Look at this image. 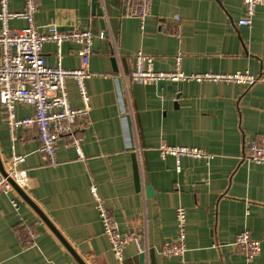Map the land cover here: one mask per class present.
Returning a JSON list of instances; mask_svg holds the SVG:
<instances>
[{"label": "crops", "instance_id": "0c3cea01", "mask_svg": "<svg viewBox=\"0 0 264 264\" xmlns=\"http://www.w3.org/2000/svg\"><path fill=\"white\" fill-rule=\"evenodd\" d=\"M98 2L104 23L93 0H42L35 14L41 31L56 25L61 31L91 29L95 34L86 80L89 118L76 133L85 159L61 138L58 162L50 165L40 151L37 129L12 132L0 103V158L5 169L14 154L26 157L15 176L17 184L87 264H141L134 243L126 247L125 260L116 261L90 192L92 185L122 234L144 235L149 246L144 264H247L234 246L243 231L262 242L255 263L264 264V165L242 159L247 143L264 135V84L139 85L130 76L138 51L153 56L157 71H172L181 54L186 74L260 73L264 7L257 9L251 26H242L238 24L245 16L242 0H152L151 14L142 23L123 16V0ZM9 8L22 11L24 1L10 0ZM26 25L22 19L10 21L13 29ZM61 51L64 68H81L78 43L64 42ZM43 56L47 65H57L56 45L46 43ZM67 89L72 107H83L74 78L67 79ZM33 114L31 105L17 106L19 118ZM161 142L198 147L214 157H182L177 164L175 157H160ZM130 147L141 150L140 191ZM146 186L152 187V196ZM180 206L187 211V251L183 258L164 257L162 245L178 235ZM24 222L37 235L33 245L16 234ZM0 264L79 263L14 190L0 194Z\"/></svg>", "mask_w": 264, "mask_h": 264}, {"label": "built area", "instance_id": "2783aa9c", "mask_svg": "<svg viewBox=\"0 0 264 264\" xmlns=\"http://www.w3.org/2000/svg\"><path fill=\"white\" fill-rule=\"evenodd\" d=\"M23 1V10L14 12L9 8L10 0H0V103L5 121L12 132L21 128L37 129L40 151L50 165L58 162L57 142L61 138L68 139L69 145L75 149L79 159H85L82 141L76 133L78 129L86 125L89 118L90 96L86 80L90 77L88 65L93 53L95 34L91 29L74 28L70 31H61L56 25H50L45 31H41L36 25L35 14L42 0ZM102 1L105 3V0ZM242 2L245 16L239 20L238 24L251 26L257 9L264 7V0H242ZM151 8L152 0H123L122 13L123 16L138 18L143 23L144 19L151 14ZM175 18L179 20V16ZM14 19L25 20L27 25L22 29H13L10 27V21ZM100 37L104 39L106 34L102 32ZM67 41H74L80 45L79 56L82 62L80 69H67L61 64V47ZM49 42L54 43L57 48L58 63L55 66L47 65L43 56V47ZM183 58L181 54L175 57V66L172 71H157L153 56L138 51L134 56L131 79L139 85L185 81L199 84L202 82L232 83L246 87L264 84V69L257 74L249 71L228 74L214 72L186 74L182 69ZM69 78H74L77 82L83 102L81 108H73L71 105L67 89ZM20 104L31 105L34 108V114L19 118L17 106ZM135 151L140 158V148L137 147ZM158 152L162 159L168 156L175 157L177 164H180L182 157L199 160H210L214 157L213 154L198 147L170 146L165 142L160 143ZM242 159L264 165V135H259L247 143ZM25 160L24 155L17 154L9 159V167L5 169L7 176L0 173V194L14 191L9 178L15 179L19 166ZM90 192L116 261L122 263L125 260V249L131 243L137 246L139 253L147 254L149 246L144 242V235L137 231L122 234L106 201L100 196L98 188L92 185ZM12 203L14 207H18L15 200ZM176 219L178 235L176 239L162 245L160 254L164 257L183 258L187 251L185 207L177 208ZM16 234L20 241H26L28 245H33L37 237L25 222L18 225ZM234 246L244 256L247 264H257L255 259L262 251V242L254 239L249 231L239 233Z\"/></svg>", "mask_w": 264, "mask_h": 264}, {"label": "water", "instance_id": "95a60500", "mask_svg": "<svg viewBox=\"0 0 264 264\" xmlns=\"http://www.w3.org/2000/svg\"><path fill=\"white\" fill-rule=\"evenodd\" d=\"M110 0H105L106 3H109ZM94 9L97 12V15L102 18V23H104V13L102 11V8L100 7V4L98 0H93ZM183 83L182 82H174L173 85H179L181 87ZM126 121L128 124V127L131 128V120L130 116L126 115ZM131 133V131H130ZM133 147H130V150L133 151ZM132 162H133V170H134V180H135V186L136 190L140 191L142 188L141 184V176H140V163L138 160V156L136 152H132ZM0 173L7 176V172L5 170V167L2 163V160L0 158ZM9 181L11 182L13 188L15 191H17L22 198L36 211V213L40 216V218L45 222V224L50 228V230L56 235V237L62 242V244L68 249V251L72 254V256L75 258V260L79 264H87L80 255L72 248V246L68 243V241L63 237V235L54 227V225L49 221V219L44 215V213L39 209V207L28 197V195L19 187L16 180L14 178H9ZM146 192L148 196L153 195V189L150 186H146ZM145 255L141 254L140 256V262L141 264H144Z\"/></svg>", "mask_w": 264, "mask_h": 264}]
</instances>
